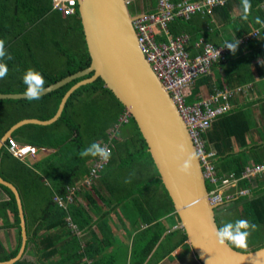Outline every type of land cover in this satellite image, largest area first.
<instances>
[{
    "label": "trees",
    "instance_id": "16d2710c",
    "mask_svg": "<svg viewBox=\"0 0 264 264\" xmlns=\"http://www.w3.org/2000/svg\"><path fill=\"white\" fill-rule=\"evenodd\" d=\"M171 1L178 4L185 1L197 3L199 0ZM250 3L252 7L247 19L243 16L242 0H224L223 4L212 7L210 14L195 13L189 18L175 16L168 23V33L159 29L160 33L156 36L158 42L164 43L186 37L185 52L190 58L204 55L207 46L226 49L221 57L211 63L207 72L194 79L187 98L188 104L209 99L212 101L211 109H222L201 135L207 152L215 154L212 162L218 178L230 173L240 176L250 162L253 165L264 163V106L251 111L255 105L264 104V94L253 100L246 97L256 81L264 79V0H250ZM158 4V0H132L131 11L135 15L142 11L156 15L159 12ZM257 31V36L253 37V32ZM0 39L5 41L6 51L13 57L6 60L8 75L0 79L2 94L23 93L25 85L22 76L29 68L43 75L46 88L87 69L91 64L78 6L75 15L64 16L62 12L53 10V0H0ZM235 41L238 44L233 54L224 46ZM90 76L76 79L41 96L39 100H0V128L7 125L0 135L24 119L47 121L53 118L66 93ZM241 97L244 102L237 103L236 99ZM126 112L125 106L105 86L104 81L98 79L80 87L70 96L55 123L25 124L14 132L13 138L21 143L19 145L38 149L37 156L32 158L36 159L26 164L14 158L8 146L2 149L0 158L1 175L17 187L23 208L32 200L43 207L41 214L34 216L41 223L35 227L33 235H29L25 252L32 244L37 253L44 248H51L48 255L55 252L56 242L49 240L45 244L43 240L47 239L48 234L41 238V231L67 229L68 226L74 229V223L80 229H85L95 222L101 229V225L109 228L108 217L113 210L121 207L125 214L135 212L134 216L149 225V229L138 236L140 240L134 243L136 249H140V254L146 253V250L149 253L155 242L151 245L143 243L142 240L147 237L145 234L153 232L152 237L157 235L155 239L158 242L166 228L162 220L170 215L178 217L137 123L133 117L122 121ZM254 114L259 119L255 126ZM125 125H132L133 129L122 136L121 130ZM253 134L256 142L253 141ZM92 142L108 145L112 155L99 172V177L88 186L85 181L92 178V166L100 158H80L78 153ZM44 152L46 155H43ZM4 162L8 164V172L2 168ZM206 183L208 190L212 191L215 185L209 181ZM0 187L9 197L0 205L13 213L14 227L19 233L18 244L10 253L0 242V262H7L15 258L21 248V220L14 193L8 187ZM74 188L77 189L74 203L66 201L65 207H62L55 201L56 196L66 199L68 190ZM246 188L249 194L233 196L234 203H241L240 209L217 216L219 227L223 223L233 222L234 218L248 219L258 225L253 237L260 244L253 242L254 248L250 250L232 246L244 252L264 247V181L253 186L249 181L241 180L238 191ZM80 193L89 208L99 215L97 221H93L88 209L77 201L76 194ZM228 202L224 199L221 206ZM100 205L110 209L103 210ZM230 214L234 218H230ZM72 233L69 232V235L72 236ZM72 237L77 239L76 235ZM186 241L187 236L184 235L180 244ZM63 245H66L61 250L66 264H80L87 256V250L72 254L74 247L68 236ZM142 263L139 261V264ZM15 264H23V261Z\"/></svg>",
    "mask_w": 264,
    "mask_h": 264
},
{
    "label": "water",
    "instance_id": "95a60500",
    "mask_svg": "<svg viewBox=\"0 0 264 264\" xmlns=\"http://www.w3.org/2000/svg\"><path fill=\"white\" fill-rule=\"evenodd\" d=\"M132 0H78L90 66L44 89L41 96L82 77L63 98L56 115L47 120L25 119L14 125L0 142V150L13 132L25 124L51 125L61 116L70 96L80 87L102 79L137 123L152 155L165 189L184 229L188 243L201 264H264V247L239 251L217 244L213 231L219 227L216 209L207 187L197 148L171 93L145 57L134 23L144 18L131 11ZM25 99L23 93H0V100ZM191 159L187 174L178 169ZM0 185L15 195L22 233L18 255L0 264H15L25 253L27 227L17 187L0 175Z\"/></svg>",
    "mask_w": 264,
    "mask_h": 264
},
{
    "label": "built area",
    "instance_id": "2783aa9c",
    "mask_svg": "<svg viewBox=\"0 0 264 264\" xmlns=\"http://www.w3.org/2000/svg\"><path fill=\"white\" fill-rule=\"evenodd\" d=\"M159 12L156 15L144 13V18L134 23L139 42L146 59L153 68L155 74L161 80L163 86L169 91L189 127V133L197 148L198 155L204 168L206 181L214 184L215 187L209 191L213 203L222 204L224 199L230 201L231 190H236L237 195H247L249 190L238 191V185L241 180H246L251 185H256L257 180L264 181V163L258 165H249L238 176L230 173L222 178H218L213 166V152H207L205 142L202 139V133L209 128L210 121L215 118L222 109H211L212 101L202 99L200 102L188 104L187 98L190 95V87L197 76L207 72L211 63L225 53V48L216 49L213 46H207L204 55H198L196 58H190L185 52L184 44L188 41L186 37L178 40H169L168 43L158 42L156 39L159 29L167 32L168 23L175 16H184L189 18L195 13H212V7L220 5V0H199L197 3L174 4L171 0H158ZM78 0H53V10L62 12L64 16L76 14ZM257 32L252 36L256 37ZM219 53V55H218ZM131 117L129 112L125 113L122 121H127ZM109 147L108 145H104ZM9 152L18 159L24 160L28 157H35L38 149L30 145H19L15 140H10L8 144ZM108 162L99 159L93 164L91 174L92 178L87 179L85 184L92 185L99 177V172L104 169ZM76 188L69 189L66 199L56 196L54 199L62 207H65L66 201L72 203ZM233 197V196H232Z\"/></svg>",
    "mask_w": 264,
    "mask_h": 264
},
{
    "label": "crops",
    "instance_id": "0c3cea01",
    "mask_svg": "<svg viewBox=\"0 0 264 264\" xmlns=\"http://www.w3.org/2000/svg\"><path fill=\"white\" fill-rule=\"evenodd\" d=\"M144 13L145 12L142 11L136 13V15H140ZM263 94H264V79H262L261 81L257 80L256 85L252 88V90L248 92V95L246 97L249 100L250 99L253 100L260 97ZM236 100L237 103L244 102V99H242V97ZM260 106L263 107L264 104H261L259 106L255 105L253 108H251V111L253 112L254 108ZM253 116H254L253 117V121H254L253 125H254V123L258 122L259 119L258 117L255 116V114ZM6 126L3 128L1 127L2 129L0 128V131L2 130L4 131ZM13 126L5 130V132L2 135H0V142ZM254 129L255 127H253V130ZM13 134L10 138L6 140L5 146L1 148L0 158H1L2 149L8 146L10 140H15L13 138ZM15 141L18 144H21L17 140ZM253 141L254 142L257 141V138L254 136V134H253ZM43 155H46V152H44ZM13 157L16 158L15 156ZM32 158L33 157H28L24 160L18 158L16 159L26 164L30 162L29 160L36 159V158L35 159ZM249 165H253V162H250L247 166ZM0 168H1V164H0ZM2 168L6 172L9 171L7 162L3 163ZM0 175H1V169H0ZM1 177L3 178L2 175ZM98 183L99 181L96 184ZM76 198L78 199L76 200L79 203L83 204V206L86 209H88V213L92 217L93 221H97L99 219V215L98 214L96 215L95 210L89 208V205L86 199H84L82 193L76 194ZM8 200H9L8 195L0 187V203ZM100 203L104 205L103 202ZM102 205L100 206L103 210L110 209V207L106 208L103 207ZM42 209L43 207H41L40 205H36V203L33 200L32 202L28 201L26 205L24 204V213H25L28 240H29V235H33V230L35 229V227H38L41 223L39 222V220H36L34 216L41 214ZM123 211L124 210H121V207H117L115 210L112 211V213L108 217L109 220L107 219L108 220L107 224L109 228L101 225L102 226L101 229L100 225H97V222H95V224H93L92 226L90 225V226H86L85 229H80L79 225L73 222L75 225L74 229H71L68 226L67 229L52 230L50 232L41 231L39 234V237L41 238H43V236L48 234L47 239L43 240L45 244L49 242V240L56 242L55 244L56 246L54 247L55 252L54 253L50 252V254L48 255L49 251H52L51 248L50 249L44 248L42 251H40V253H37L35 245L32 244L28 247L27 251L23 254L20 260L23 261V264H66V261L64 260V256H63L64 252L61 250L62 248H66V245H63V243L67 241V236H68V238H70L71 241V246L74 247L72 254L85 250L88 251L87 256L84 257V259L80 262V264H85V263L139 264V261H143L142 264H201L200 261L197 259L196 255L194 254V252L192 251L188 243V240L185 243L180 244V242L182 241V237L186 235V233L182 228V225L177 216L170 215L162 220V223L166 228L163 229V234L161 235V237H159L158 242H156L155 239L157 235L155 238L152 237L153 232H149L145 234L147 237L144 238L142 242L149 243L150 245L152 242H155L154 243L155 246L149 253L146 250V253L140 254L139 253L140 249H136L134 243L135 240L137 241L140 240L138 239V236L141 234L143 235L145 231L149 229V225L146 224L143 220H141V218H139L138 216L137 217L134 216L136 214L135 212L133 214L126 212L125 214ZM126 215L129 216V219H126L127 218ZM120 217H122L123 220ZM68 220H71V218H68ZM14 226H15V220L13 213L6 207L0 205V242L5 246L6 251L8 253L15 250L19 240L18 230ZM69 232L70 234L73 232L72 236L76 235L77 239H74L72 236H70ZM51 233L53 235H49ZM188 247H190L189 253L186 255V257H184L183 253L185 249ZM73 264H78V262H75Z\"/></svg>",
    "mask_w": 264,
    "mask_h": 264
},
{
    "label": "clouds",
    "instance_id": "9594fccd",
    "mask_svg": "<svg viewBox=\"0 0 264 264\" xmlns=\"http://www.w3.org/2000/svg\"><path fill=\"white\" fill-rule=\"evenodd\" d=\"M220 3L223 4L224 0H220ZM251 7L250 0H242V12L245 19H247L248 14H250ZM257 22H260L259 18H257ZM237 44L238 41L226 43L224 47H227L234 54L237 49ZM12 58L11 54L6 51L5 41L0 39V79H4L8 75L9 68L6 60H11ZM22 82L25 85L23 92L24 98L27 101L39 100L45 89V79L43 75L40 72L29 68L24 72ZM78 155L80 158L89 156L93 158L99 157L102 161L108 162L111 158L112 152L109 147L101 146V144L97 142H92L87 148L79 151ZM190 168L191 159H188L183 162L178 170L181 173L187 174ZM259 181L262 180H257L256 185ZM221 205H223V203ZM257 227L258 225L256 223L251 222L248 219H237L234 222L223 223L221 227H218L213 231V236L217 244L220 246L229 245L239 249H247L248 237L253 231L257 230Z\"/></svg>",
    "mask_w": 264,
    "mask_h": 264
},
{
    "label": "rangeland",
    "instance_id": "374dc122",
    "mask_svg": "<svg viewBox=\"0 0 264 264\" xmlns=\"http://www.w3.org/2000/svg\"><path fill=\"white\" fill-rule=\"evenodd\" d=\"M132 129H133V127H132V125H125L123 128H122V130H121V135L122 136H125V135H127L130 131H132ZM253 186H256V185H253ZM230 195H231V198H230V202H228L226 205H224V206H220L221 208L222 207H224L223 209H221V208H217V216H223L224 214H222V212H228V211H230V210H236V209H240L241 208V203H239V204H237V203H234L233 201V197L232 196H237V192H236V190H231L230 191V193H229ZM233 200V201H232ZM233 202V203H232ZM233 212H235V211H233ZM231 216H233V214H230V218H234V217H231ZM237 219L236 218H234V221H236ZM225 222L227 221V219H225L224 220ZM233 221V222H234ZM220 223L222 224L223 223V219H221V221H220ZM256 239L257 238H255V237H253V232L251 233V235L248 237V241H247V250H250V249H253L254 247V245H255V243H253V242H257L256 241ZM262 239H264V236H263V238ZM257 244H260L259 242H257ZM189 248L190 247H188V248H186L185 249V251H184V253H183V255H184V257H186V255L189 253Z\"/></svg>",
    "mask_w": 264,
    "mask_h": 264
}]
</instances>
